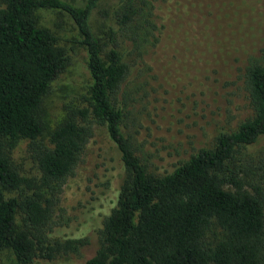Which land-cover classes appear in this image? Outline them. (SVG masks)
Masks as SVG:
<instances>
[{
    "label": "trees",
    "instance_id": "16d2710c",
    "mask_svg": "<svg viewBox=\"0 0 264 264\" xmlns=\"http://www.w3.org/2000/svg\"><path fill=\"white\" fill-rule=\"evenodd\" d=\"M155 1L117 0L111 11L102 10L113 25L101 39L90 23L101 0H0V252L10 250L17 264H74L53 262L54 253L80 250L90 231L98 248L82 264H264V154L249 152L264 138V65L246 69L251 116L169 174L150 173L122 132L119 97L132 74L124 46L142 55L158 43ZM39 9L71 18L78 32L71 42L85 51L90 77L48 146L38 144L41 104L68 58L57 37L38 26ZM98 127L120 153L122 183L110 184L102 206L96 201L83 221H60L54 206L61 186ZM20 141L28 142L35 178L13 162Z\"/></svg>",
    "mask_w": 264,
    "mask_h": 264
},
{
    "label": "rangeland",
    "instance_id": "374dc122",
    "mask_svg": "<svg viewBox=\"0 0 264 264\" xmlns=\"http://www.w3.org/2000/svg\"><path fill=\"white\" fill-rule=\"evenodd\" d=\"M116 1L101 0L92 14L90 23L98 38L103 39L113 25L101 11H111ZM154 7L159 41L142 55L124 46L132 74L119 102L124 109L123 134L147 170L162 176L199 149L210 148L220 132L236 130L251 116L244 77L250 64L264 65V0H158ZM35 18L39 27L57 37V46L68 58L67 68L53 81L41 104L43 131L38 144L48 146L49 134L64 121L66 107L79 106L90 77L85 51L71 42L78 38L71 18L53 9H39ZM249 152L264 154V138ZM12 158L24 176H37L27 141L19 142ZM122 180L116 144L104 127H98L80 164L61 186L55 218L66 223L83 221L96 201V206H102L100 199L108 194L110 184L118 187ZM21 225L18 214L17 227ZM86 238L80 250L57 251L52 261L82 264L91 258L98 236L90 231ZM0 264H17L10 250L0 252Z\"/></svg>",
    "mask_w": 264,
    "mask_h": 264
}]
</instances>
